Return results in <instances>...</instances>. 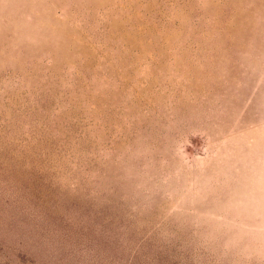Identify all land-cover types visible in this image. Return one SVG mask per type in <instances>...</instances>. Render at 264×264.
<instances>
[{
    "label": "rangeland",
    "instance_id": "rangeland-1",
    "mask_svg": "<svg viewBox=\"0 0 264 264\" xmlns=\"http://www.w3.org/2000/svg\"><path fill=\"white\" fill-rule=\"evenodd\" d=\"M0 264H264V0H0Z\"/></svg>",
    "mask_w": 264,
    "mask_h": 264
}]
</instances>
